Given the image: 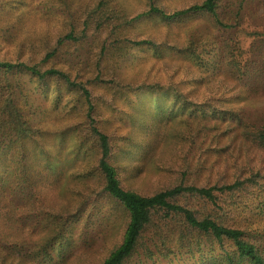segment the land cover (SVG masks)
I'll return each instance as SVG.
<instances>
[{"label":"rangeland","instance_id":"374dc122","mask_svg":"<svg viewBox=\"0 0 264 264\" xmlns=\"http://www.w3.org/2000/svg\"><path fill=\"white\" fill-rule=\"evenodd\" d=\"M98 1L0 0V60L58 69L69 78L0 70L1 245L37 253L59 226L66 233L53 250L54 264H101L120 245L129 214L103 190L93 127L109 139L107 160L122 186L141 195L180 183L223 186L241 170H260L263 187L250 189L260 194L241 197L231 215L264 230V147L241 129L264 127V107L256 117L218 69L220 33L210 18L135 19L147 11L146 0H120L110 12H101ZM186 1L162 3L171 12ZM252 14L264 29V8ZM175 201L199 217L213 212L198 198ZM154 222L144 257L130 264L198 263V255L170 253L158 240L156 234L178 233L177 218L161 212Z\"/></svg>","mask_w":264,"mask_h":264},{"label":"trees","instance_id":"16d2710c","mask_svg":"<svg viewBox=\"0 0 264 264\" xmlns=\"http://www.w3.org/2000/svg\"><path fill=\"white\" fill-rule=\"evenodd\" d=\"M260 2L263 4L262 0H188L178 9L170 12L163 5L162 0H146L147 11L139 14L135 19L147 16L171 22L191 16L209 17L211 28H214L215 33H220L217 36L221 46L218 69L225 74L226 81L232 83L234 93L242 94L240 100L249 103L255 109L257 117L262 114L264 107V39L257 37L264 36V29L259 24L261 19H257L252 13L260 10L261 7L264 8V4L259 6ZM119 3L120 0H99L97 8L101 9V12H110L116 6H120ZM67 37L74 39L72 34ZM147 43L149 42H137V44ZM261 52L262 62L258 60ZM182 53L192 54V51L184 48ZM0 70L5 73L24 72L40 79L56 75L69 80L68 75L63 71L54 68L43 71L37 65L24 62L12 63L0 60ZM17 114L15 110L8 114L9 122L15 127ZM88 118L93 124L91 104ZM239 123L242 124L241 119ZM249 126L248 123L242 124L241 129L246 130L248 136L252 134L255 141L264 147V127H255L253 132ZM93 132L101 148L98 170L104 182L103 190L129 214V222L122 242L101 264H130L135 257L143 258L145 252L143 254L142 248L146 246L148 231L151 228L156 230L158 226L154 222V217L161 212L166 218L175 217L179 221L178 233H171L166 238L163 234H156L158 240L170 253H175L174 249H176L179 253L191 254L194 257L198 255L196 264H264V230L253 228L252 220H245L242 214L231 215L233 208L238 209L241 206L239 205L241 197L260 194L250 191L255 186H262L260 170L252 169V174H246L241 170L233 183L223 186L199 187L180 183L152 195H141L122 186L116 168L107 160L109 153L107 135L96 127H93ZM2 189H0V203L4 200ZM185 196L198 198L199 202L210 207L213 212L199 217L193 209L175 201ZM220 196L226 198L221 200ZM52 219L54 223H51L56 225L59 222V214L52 216ZM65 233V228L56 227L45 243L37 248V253H35L36 249L30 250L24 247L12 251L13 247L2 246L0 241V264L6 263L9 255L14 256L15 252L18 254V260L13 264H54L53 250L65 237ZM1 235L0 233V238ZM167 241H170L172 246L166 245ZM147 250L152 254L151 249L147 248Z\"/></svg>","mask_w":264,"mask_h":264}]
</instances>
